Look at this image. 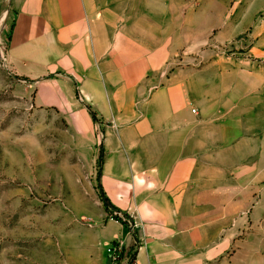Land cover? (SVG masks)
<instances>
[{
  "label": "crops",
  "instance_id": "0c3cea01",
  "mask_svg": "<svg viewBox=\"0 0 264 264\" xmlns=\"http://www.w3.org/2000/svg\"><path fill=\"white\" fill-rule=\"evenodd\" d=\"M10 10L7 67L29 81L25 89L38 108L67 114L83 89L110 88L121 97L144 75L145 58L176 53L160 32L149 43L143 24H115L111 0H10ZM230 75L227 82H202L194 94L190 79L172 74L150 96L147 118L111 138L122 156L119 164L107 159L108 191L134 227L106 223L96 253H80L82 264H110V241L121 245L118 264H224L209 260L225 250L215 237L225 233V220H236L232 233L244 222L238 204H254L252 219L264 215V164L256 162L264 153V124L256 118L250 80L256 74L238 68ZM226 152L233 163L219 158ZM210 203L221 204L215 228L209 227Z\"/></svg>",
  "mask_w": 264,
  "mask_h": 264
},
{
  "label": "rangeland",
  "instance_id": "374dc122",
  "mask_svg": "<svg viewBox=\"0 0 264 264\" xmlns=\"http://www.w3.org/2000/svg\"><path fill=\"white\" fill-rule=\"evenodd\" d=\"M111 1L115 24L126 19L143 24L149 43L160 32L176 53L145 58L144 75L121 97L114 98L110 88L83 89L62 114L36 107L31 89L26 91L29 81L9 71L14 16L10 0H0V264H82L80 253H96L98 232L106 223L134 227L121 203L111 202L106 162L109 157L120 163L122 154L110 141L147 118L150 96L172 74L190 79L194 94L202 82L234 78L230 74L238 68L256 74L250 79L257 89L255 112L264 124V0ZM123 155L129 157L126 151ZM219 158L236 160L229 152ZM256 162L264 164V153ZM220 205H208L210 228L221 225ZM238 205L244 222L232 233L236 220H225V233L215 236L224 240L225 250L209 263L264 264V215L252 219L254 204ZM112 243L102 245L106 253Z\"/></svg>",
  "mask_w": 264,
  "mask_h": 264
},
{
  "label": "built area",
  "instance_id": "2783aa9c",
  "mask_svg": "<svg viewBox=\"0 0 264 264\" xmlns=\"http://www.w3.org/2000/svg\"><path fill=\"white\" fill-rule=\"evenodd\" d=\"M194 113L195 110H192ZM121 251V245L119 242H114L110 245V247L107 249V254L110 259V264H118L119 256Z\"/></svg>",
  "mask_w": 264,
  "mask_h": 264
}]
</instances>
